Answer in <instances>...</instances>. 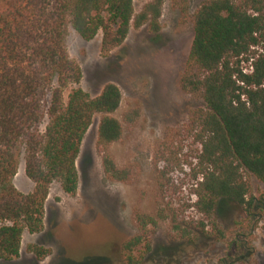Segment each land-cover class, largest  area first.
I'll use <instances>...</instances> for the list:
<instances>
[{
	"label": "trees",
	"instance_id": "16d2710c",
	"mask_svg": "<svg viewBox=\"0 0 264 264\" xmlns=\"http://www.w3.org/2000/svg\"><path fill=\"white\" fill-rule=\"evenodd\" d=\"M4 1L6 5L0 7V261H12L21 254L26 231L44 230L52 184L58 182L65 193L77 194V160L96 115L101 114L97 147L106 176L125 183L132 178V170L120 167L111 149L124 133V123L113 115L122 103V91L108 82L92 96L80 86L83 71L69 53V27L85 41L102 31L101 52L108 56L132 28L148 25L152 33H159L165 0H152L139 13L134 0ZM173 3L193 25L179 84L202 102L191 112L188 124L202 145L194 169L195 207L208 218L216 217L224 202L249 211L258 201L264 209V198L256 200L252 183L253 179L264 182V0H206L194 14L190 0ZM124 117L132 122L130 113ZM22 162L34 183L28 193L14 183ZM170 216L168 209L136 210L137 232L121 249L125 264L144 261L161 221ZM243 222L238 224L244 227ZM212 224L215 236L224 238L219 223ZM196 228L205 232L204 223ZM193 231L184 230L182 238ZM27 250L39 260L51 253L38 244H29Z\"/></svg>",
	"mask_w": 264,
	"mask_h": 264
},
{
	"label": "rangeland",
	"instance_id": "374dc122",
	"mask_svg": "<svg viewBox=\"0 0 264 264\" xmlns=\"http://www.w3.org/2000/svg\"><path fill=\"white\" fill-rule=\"evenodd\" d=\"M150 1L134 0L136 12ZM204 1L190 0V13ZM5 5L0 0V7ZM184 20L173 0H165L159 33H152L148 25L132 28L108 56L101 52L102 31L85 41L69 27V53L83 71L80 86L92 96L108 82L122 91V103L113 115L124 123V133L111 149L117 164L132 170V178L125 183L106 176L97 147L101 114L96 115L77 160V194H67L58 182L53 183L44 230L26 231L20 256L0 264H125L121 249L137 232L138 209L148 213L168 209L171 214L161 221L152 250L141 264H264V209L258 201L249 211L224 202L211 218L195 207L194 169L202 145L188 124L191 112L202 102L179 84L193 39V25ZM126 113L132 115V122L125 121ZM45 125L46 120L42 130ZM159 171L164 172L160 181ZM14 183L25 193L34 188L24 162ZM252 183L256 200L264 198V182L253 179ZM214 221L225 231L224 238L215 236ZM241 221L244 227L238 224ZM200 223L205 232L196 228ZM186 229H194V234L182 238ZM29 244L42 245L51 253L39 260L27 250Z\"/></svg>",
	"mask_w": 264,
	"mask_h": 264
}]
</instances>
